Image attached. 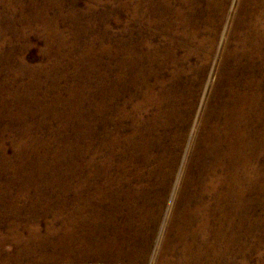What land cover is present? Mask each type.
I'll return each mask as SVG.
<instances>
[{
  "label": "bare ground",
  "instance_id": "obj_1",
  "mask_svg": "<svg viewBox=\"0 0 264 264\" xmlns=\"http://www.w3.org/2000/svg\"><path fill=\"white\" fill-rule=\"evenodd\" d=\"M206 2L210 11L221 9V2ZM168 13L184 27L191 26V16L166 0ZM172 21L166 18L164 49L147 44L144 53L142 48L120 41L113 82L111 65L105 63L100 73L99 104L90 106L92 114L84 123L83 164L75 158L68 159L65 166L57 163L63 150L70 155L72 148L60 138L63 148L48 163L43 157L19 161L14 173L23 182L22 194L31 186L36 200H40L59 190L55 224L47 230L51 242L38 239L36 227L28 228L41 249L32 264L146 263L155 227L172 192L180 146L198 96L197 80L188 77L184 68L175 67L166 75L167 67L194 54L184 48L179 55L178 48L189 47L199 35L198 25L193 24V29L183 31L180 42L172 41L177 30ZM229 31L238 43L223 49L218 81L203 115L196 118L188 163L180 172L167 229L153 264H236L234 256H246L250 250L246 243L249 193L258 190L255 184L264 178V0H239ZM158 54L162 60L156 68L153 62ZM200 72L197 69L196 73ZM31 98L38 111L51 112L53 118L58 112L52 107L71 104V99L56 97L50 111L40 106L42 102L35 94ZM76 107L71 106L74 111ZM95 119L101 121L102 131L97 149L99 126ZM46 123L27 124L23 131L31 134ZM20 149L28 151L26 144ZM28 167L30 171L21 178ZM42 186L47 189L43 193ZM31 216L37 217V213L33 211ZM7 240L0 237V253ZM17 242L24 246L6 254L2 264L26 254L29 241L20 237Z\"/></svg>",
  "mask_w": 264,
  "mask_h": 264
},
{
  "label": "rangeland",
  "instance_id": "obj_2",
  "mask_svg": "<svg viewBox=\"0 0 264 264\" xmlns=\"http://www.w3.org/2000/svg\"><path fill=\"white\" fill-rule=\"evenodd\" d=\"M169 1L174 9H183L191 16L193 23L190 22V27L178 23L172 13L166 15V0H0V237L8 239L0 253V264L8 257L6 254H12L24 246L17 242L20 237L24 242L29 241L27 252L20 259H11L8 264L34 263L41 254L37 238H44L47 244L52 240L47 230L55 224L54 216L59 204V190L56 189L40 200H36L31 186L27 194L21 193L23 182L14 173L19 161L26 157L35 160L43 157L48 163L63 148L59 143L60 138L67 140L72 148L70 155L65 152L66 149L63 150L57 163L65 166L68 159L75 158L76 162L83 164L86 159L82 152L86 143L83 137L84 123L92 114L90 106L99 104L100 73L105 63L111 65L110 82H113L116 79L120 41L125 40L129 46L142 48L144 53L148 49L145 47L147 44L164 49L167 18L173 19L177 30L176 35L171 37L177 43L184 30L193 29V24L198 25L196 40L194 38L189 47L178 48L179 55L185 52L184 48L192 49L194 54L187 61L178 59L170 68H166V75L175 67L184 68L188 77L197 80L198 96L192 122L186 128L180 146L172 192L166 198L162 219L155 227L145 264L154 263L161 237L167 229L166 221L177 192L180 172L188 163L196 118L203 115L213 85L218 81L225 47L230 45L233 48L238 43L236 38L230 36L229 30L239 0H214L221 2V9L213 11L207 9L206 0ZM191 5L193 9L189 10ZM201 41L204 45L199 48ZM161 60L162 55L158 54L153 66L157 68ZM197 69L202 73L197 74ZM161 71L165 73V69ZM32 94L42 102L40 106L50 111L49 106L55 105L56 97L71 99V104L61 103L52 107L58 112L53 118L51 112L38 111ZM71 106H77V110L74 111ZM30 109L35 110L31 113L28 111ZM40 120L47 123L31 134L23 131L27 124L32 125ZM95 120L99 126L95 134L97 149L102 131L101 121ZM40 140L47 145L41 144ZM23 144L27 145L26 153L20 149ZM28 171L30 168H25L21 178H25ZM54 185L53 188H56ZM255 186L258 190L249 193L250 216L249 223H246L249 230L246 243L250 250L246 251V256H234L236 264H264V178ZM46 190L42 186L40 191L43 193ZM62 194L67 197V192ZM14 197L16 200L11 201ZM33 211L37 217L31 216ZM30 227L37 228V238L30 235Z\"/></svg>",
  "mask_w": 264,
  "mask_h": 264
}]
</instances>
